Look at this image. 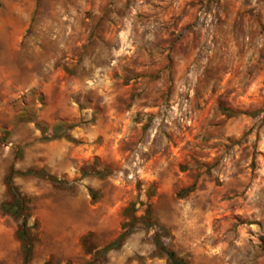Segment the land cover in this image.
<instances>
[{
    "label": "clouds",
    "instance_id": "9594fccd",
    "mask_svg": "<svg viewBox=\"0 0 264 264\" xmlns=\"http://www.w3.org/2000/svg\"><path fill=\"white\" fill-rule=\"evenodd\" d=\"M0 264H264V0H0Z\"/></svg>",
    "mask_w": 264,
    "mask_h": 264
}]
</instances>
